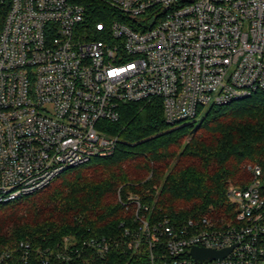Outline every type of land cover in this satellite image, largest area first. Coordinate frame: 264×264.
Returning <instances> with one entry per match:
<instances>
[{"label":"built area","instance_id":"built-area-1","mask_svg":"<svg viewBox=\"0 0 264 264\" xmlns=\"http://www.w3.org/2000/svg\"><path fill=\"white\" fill-rule=\"evenodd\" d=\"M6 7L0 203L113 155L119 137L109 124L126 103L158 100L166 122L177 125L264 90V0H0ZM249 169L250 185L228 188L236 223L202 217L177 224L130 195L137 207L132 225L121 223L133 252L126 264H264L262 169ZM81 242L100 255L114 244L97 236ZM77 245L67 235L48 251L69 261ZM194 247L233 249L200 260Z\"/></svg>","mask_w":264,"mask_h":264},{"label":"trees","instance_id":"trees-1","mask_svg":"<svg viewBox=\"0 0 264 264\" xmlns=\"http://www.w3.org/2000/svg\"><path fill=\"white\" fill-rule=\"evenodd\" d=\"M7 12L0 8V26ZM109 127L119 137L113 155L71 167L45 188L0 203V257L7 254L0 264H126L133 252L121 223L132 225L137 207L130 195L177 224L202 217L236 223L228 188L250 185L255 176L249 166L258 165L264 197V90L177 125L166 122L158 100L130 102ZM67 235L79 247L69 261L48 251ZM92 236L114 244L100 255L82 247L81 240Z\"/></svg>","mask_w":264,"mask_h":264},{"label":"water","instance_id":"water-1","mask_svg":"<svg viewBox=\"0 0 264 264\" xmlns=\"http://www.w3.org/2000/svg\"><path fill=\"white\" fill-rule=\"evenodd\" d=\"M232 249L233 247H229L223 250H213L203 247H194L192 249V254L195 258L200 260H203L205 258H224L232 251Z\"/></svg>","mask_w":264,"mask_h":264},{"label":"rangeland","instance_id":"rangeland-1","mask_svg":"<svg viewBox=\"0 0 264 264\" xmlns=\"http://www.w3.org/2000/svg\"><path fill=\"white\" fill-rule=\"evenodd\" d=\"M208 109H209V107H206V108L204 109V111L202 112L200 118L197 119L196 121H199V120L203 117V115L206 114V112H207Z\"/></svg>","mask_w":264,"mask_h":264}]
</instances>
